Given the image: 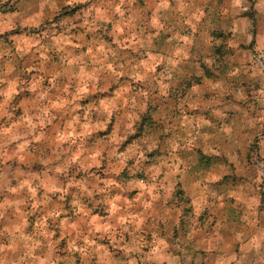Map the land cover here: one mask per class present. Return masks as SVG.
Segmentation results:
<instances>
[{
  "label": "clouds",
  "instance_id": "clouds-1",
  "mask_svg": "<svg viewBox=\"0 0 264 264\" xmlns=\"http://www.w3.org/2000/svg\"><path fill=\"white\" fill-rule=\"evenodd\" d=\"M0 264H264V0H0Z\"/></svg>",
  "mask_w": 264,
  "mask_h": 264
}]
</instances>
